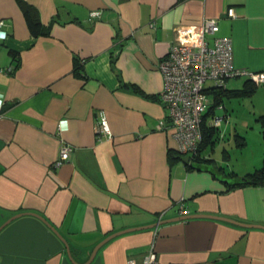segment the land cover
Instances as JSON below:
<instances>
[{"label":"crops","instance_id":"0c3cea01","mask_svg":"<svg viewBox=\"0 0 264 264\" xmlns=\"http://www.w3.org/2000/svg\"><path fill=\"white\" fill-rule=\"evenodd\" d=\"M23 1L48 32L33 36L19 0H0V65L15 66L0 74V264H84L105 236L159 216L203 213L264 225V183L230 187L186 164L169 125L157 127L168 111L158 62L175 30L217 17L210 44L215 35L230 37L233 66L264 72V0ZM91 10L100 17L90 20ZM249 84L230 78L222 97L242 95L264 114V83L250 94L242 90ZM220 104L207 117L226 115L218 138L241 122L235 101ZM102 114L110 138L94 131ZM215 141L202 149L203 163L225 177L250 172L220 166L206 150ZM62 143L72 152L54 167ZM149 249L161 264H264V228L211 217L165 222L115 236L89 264H141Z\"/></svg>","mask_w":264,"mask_h":264},{"label":"built area","instance_id":"2783aa9c","mask_svg":"<svg viewBox=\"0 0 264 264\" xmlns=\"http://www.w3.org/2000/svg\"><path fill=\"white\" fill-rule=\"evenodd\" d=\"M228 16H234L233 8L227 9ZM100 17V10H91L89 19ZM4 21L0 18V38L6 36ZM219 29L217 17H205L198 24L180 27L175 30V38L167 53L159 60L158 69L163 86L159 99L167 108L166 119L160 120L157 127L162 129L169 125V134L176 141L177 151L184 155L186 163L191 165L199 154L202 141L203 116L213 104L210 90L222 88L225 82L234 77L245 76L254 84L264 83V72L255 73L246 69H237L232 64V41L228 36L215 35L212 44L206 34H216ZM14 66L0 65V74H10ZM4 98L0 92V115ZM219 103L215 109L221 108ZM226 115L214 114L209 124L219 128ZM66 126V120L57 123L58 132ZM98 137L110 138L111 130L105 115L94 125ZM72 147L62 143L53 162L59 167L68 160ZM183 213L184 210H181ZM160 219V216L158 217ZM141 264H161L153 249L143 256Z\"/></svg>","mask_w":264,"mask_h":264},{"label":"rangeland","instance_id":"374dc122","mask_svg":"<svg viewBox=\"0 0 264 264\" xmlns=\"http://www.w3.org/2000/svg\"><path fill=\"white\" fill-rule=\"evenodd\" d=\"M229 99L237 103L236 108L240 112L241 122L238 123L235 120L229 122L231 126L228 131L224 129V137L218 138L217 135L215 145L206 147V150L228 172L231 170L238 173L253 171L264 163V124L258 120L262 113H255L256 108L252 106L250 100L242 95H238V97L237 95L233 97L223 95L225 103H228ZM243 99L246 100L243 102ZM221 113L222 111L218 114L221 115ZM231 114L232 111H230ZM233 123L234 125H232ZM223 128L220 126L219 129L223 130ZM237 177L230 176L229 179L234 181Z\"/></svg>","mask_w":264,"mask_h":264},{"label":"trees","instance_id":"16d2710c","mask_svg":"<svg viewBox=\"0 0 264 264\" xmlns=\"http://www.w3.org/2000/svg\"><path fill=\"white\" fill-rule=\"evenodd\" d=\"M19 3L21 5V8L23 10V14L27 23V26L29 28L30 33L33 36H38L41 34H46L48 32V28L45 27L40 19H39V15H38V11L36 9H34L33 7H31L30 5H28L27 3H25L23 0H19ZM10 54L12 55H16V53H14V51L9 50ZM75 71L77 72L79 68H81V59H77L75 58ZM15 67V66H14ZM251 85V86H250ZM245 89H242L244 92L247 93H251L255 90V84H249L247 86H245ZM238 92L240 90H237ZM210 93H212V97H213V104L211 106H209L208 111L204 114L203 116V122H202V141L200 143L199 146V154L198 157L196 156L195 158V162H199V163H203L204 161L206 162L207 160H204L205 157L201 156V151L202 149L208 144V143H212L214 142L217 137L215 136L217 133V128L211 126L208 122H207V117L212 114V112L214 111V108L220 103L222 102V90L221 88L219 89H214V90H210ZM258 120H260L262 122V124H264V114L259 115ZM215 138V139H214ZM187 164V163H186ZM243 177H245L246 182L244 183H240L238 185L241 184H246V183H250V184H260V183H264V163H262V165L259 168L254 169L253 171H250L248 173H246ZM235 185H232L230 187H233ZM229 187V188H230Z\"/></svg>","mask_w":264,"mask_h":264},{"label":"water","instance_id":"95a60500","mask_svg":"<svg viewBox=\"0 0 264 264\" xmlns=\"http://www.w3.org/2000/svg\"><path fill=\"white\" fill-rule=\"evenodd\" d=\"M193 167H195L196 169L199 170H205L208 171L209 173L215 175L217 178H219L221 181H223L225 184H230V185H238L240 183H245L246 179L243 176H238L234 181H230V177H225L219 169L215 168L212 164H206V163H192L191 164ZM21 213L15 214L12 217H10L6 222H8L10 219L19 216ZM36 215V214H35ZM38 216V215H37ZM194 217H211V218H217V219H222V220H226L232 223H237L241 226L244 227H261L264 228V225L261 224H249V223H243L240 221H237L235 219H231L228 217H223V216H218V215H213V214H203V213H187V214H181L172 218H167L164 220L161 219H157V221L153 222V223H149V224H145V225H139V226H133V227H128L122 230H118L115 231L107 236H105L101 241H99L92 249L90 256L88 258V260L84 263V264H89L93 258L95 257L97 250L103 245L105 244L107 241H109L110 239L114 238L115 236H118L120 234L126 233V232H131V231H135V230H141V229H147V228H154L157 227V225L161 224V223H165V222H171V221H177V220H182V219H187V218H194ZM56 231V230H55ZM57 235H59V237L62 239L65 248L67 249V253L69 255V258L71 260V253L69 251V247L68 244L66 243L65 239L58 234V232H56Z\"/></svg>","mask_w":264,"mask_h":264}]
</instances>
